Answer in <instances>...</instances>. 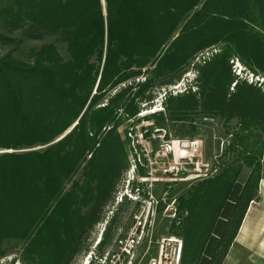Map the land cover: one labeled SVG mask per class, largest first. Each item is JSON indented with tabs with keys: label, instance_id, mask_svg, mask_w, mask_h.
Listing matches in <instances>:
<instances>
[{
	"label": "trees",
	"instance_id": "16d2710c",
	"mask_svg": "<svg viewBox=\"0 0 264 264\" xmlns=\"http://www.w3.org/2000/svg\"><path fill=\"white\" fill-rule=\"evenodd\" d=\"M0 24L53 39L28 61L0 55V260L17 245L6 264H73L85 254L128 170L123 118L218 46L142 131L191 137L216 122L228 138L219 172L177 197L169 226L182 239L179 264H223L261 180L264 91L231 61L264 77V0H2ZM9 35L0 43L17 48Z\"/></svg>",
	"mask_w": 264,
	"mask_h": 264
},
{
	"label": "rangeland",
	"instance_id": "374dc122",
	"mask_svg": "<svg viewBox=\"0 0 264 264\" xmlns=\"http://www.w3.org/2000/svg\"><path fill=\"white\" fill-rule=\"evenodd\" d=\"M0 34L9 35L1 24ZM9 36L20 43L17 48L14 44L0 43V55L12 52L16 58L24 61L29 60L30 50L38 49L41 45L53 41L49 38L43 41L29 40L25 37V29ZM56 46L62 57L66 59L65 46L60 43H57ZM219 51L220 47L211 46L197 54L191 63V68L179 83L166 88L165 95L159 93L154 102L150 106L142 107L140 113L135 117L123 118L117 133L124 149L128 170L122 185L115 191L112 203L106 207L103 220L96 225L91 235L90 248L85 254L80 255L73 264H110L115 259L118 260V264H150L153 260L158 259L161 247L166 243H171L169 242L171 238L182 242L181 237L169 232L170 222L174 218L170 211L173 209L176 213L177 197L181 193L190 186L206 180L194 179L195 176L191 175L192 171L184 180L164 179L162 169L173 158L170 153L166 157L162 152L166 145L173 140L196 139L200 143L199 162L206 166L210 173L216 175L219 172L217 158L221 154L222 147L226 146L228 138L222 134V130L216 122H204V120L202 122L206 124H198L199 135L191 137H176L170 127L166 126V130H161L158 135L155 133L157 130L154 129L150 136H143L144 138L140 139L138 129L141 126L152 127L154 120L150 116L162 110L164 98L167 95L175 96L182 93L192 83L195 77L193 65L203 63L204 60H208ZM231 63H233L232 68L236 75L245 78L249 83H256L264 91V77L254 76L245 71L236 58ZM119 115H121V111ZM140 130L142 129L140 128ZM135 131L137 138L134 135ZM2 152L4 151H0V153ZM263 170L264 156L261 175ZM170 194H174L173 197L169 198ZM115 216L116 219L112 223L105 243L98 249L97 244L104 238L103 235L108 224L113 221ZM133 240L134 243H132ZM126 245L132 246L130 254L122 251ZM19 249L20 245H17L12 254L0 260V264H6L16 258ZM235 252L236 250H233L232 253ZM248 262L251 260L249 259ZM15 264H19V262Z\"/></svg>",
	"mask_w": 264,
	"mask_h": 264
},
{
	"label": "built area",
	"instance_id": "2783aa9c",
	"mask_svg": "<svg viewBox=\"0 0 264 264\" xmlns=\"http://www.w3.org/2000/svg\"><path fill=\"white\" fill-rule=\"evenodd\" d=\"M166 90H162L161 93L165 95ZM160 93V94H161ZM163 109V108H162ZM143 126L140 128L142 129ZM139 130L140 139L144 136V132ZM138 132V131H137ZM134 135L137 138L136 131ZM144 138V137H143ZM199 141L196 139H185L171 141L170 144L166 145L165 150L162 152L163 155L171 154L172 160L167 162L163 170V176L166 180H184L187 178L190 171L194 179L206 180L214 176L213 173H210L209 169L206 166H203L198 159L199 154ZM177 154V157L175 155ZM167 157V156H166ZM152 197V196H151ZM153 198V197H152ZM170 214L175 216L174 210L171 209ZM173 216V217H174ZM171 243H166L161 247L159 256L157 260H153L150 264H179L181 257V248L182 242H178L174 238H171L169 241ZM134 243V240L132 241ZM132 246L126 245L122 248L126 254H130V249ZM110 264H118V260L111 261Z\"/></svg>",
	"mask_w": 264,
	"mask_h": 264
},
{
	"label": "crops",
	"instance_id": "0c3cea01",
	"mask_svg": "<svg viewBox=\"0 0 264 264\" xmlns=\"http://www.w3.org/2000/svg\"><path fill=\"white\" fill-rule=\"evenodd\" d=\"M233 250L236 252L232 253ZM223 264H264V170L258 186V198L249 204Z\"/></svg>",
	"mask_w": 264,
	"mask_h": 264
},
{
	"label": "water",
	"instance_id": "95a60500",
	"mask_svg": "<svg viewBox=\"0 0 264 264\" xmlns=\"http://www.w3.org/2000/svg\"><path fill=\"white\" fill-rule=\"evenodd\" d=\"M72 128H73V127H71V128L65 133V134H67ZM65 134H64V135H65Z\"/></svg>",
	"mask_w": 264,
	"mask_h": 264
}]
</instances>
